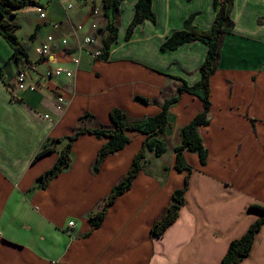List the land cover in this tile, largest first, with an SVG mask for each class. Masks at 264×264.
<instances>
[{
    "label": "crops",
    "instance_id": "1",
    "mask_svg": "<svg viewBox=\"0 0 264 264\" xmlns=\"http://www.w3.org/2000/svg\"><path fill=\"white\" fill-rule=\"evenodd\" d=\"M36 1L46 10V18H40L35 6L7 17L20 26L17 35L31 63H15L0 36L6 82L0 79V264H222L230 244L264 216L251 209L264 206V0H235L231 15L235 29L223 41L210 82V124L199 128L208 151L206 165L199 155L185 153L191 173L175 169L180 132L204 109L201 99L184 93L169 111L167 154L147 155L145 168L108 208L96 230L89 216L101 210L146 137L128 132L131 143L108 157L94 174L99 150L108 139L82 134L74 144L71 167L46 189L37 188L38 180L54 167L66 142L38 160L35 157L79 126H111L114 108L125 111L132 121L158 115L161 105L153 102L163 103L162 92L167 98L176 94L174 77L190 86L198 83L207 45L195 42L166 52L161 46L193 14L195 26L210 30L216 18L213 0H153L157 22L146 20L130 40L126 33L137 0L125 1L118 39L107 61L93 54L102 52L105 37L99 34L107 24L102 0ZM48 36L55 43L44 58L37 49ZM92 36L97 43L86 45L85 38ZM21 71L28 73V84H37L35 91L18 88ZM57 95L66 98L63 112L56 109ZM136 96L149 104L139 103ZM87 114L93 117L81 122ZM187 178L179 218L163 237H153L154 223ZM71 221L74 227L69 226ZM240 264H264V226L250 256Z\"/></svg>",
    "mask_w": 264,
    "mask_h": 264
},
{
    "label": "trees",
    "instance_id": "2",
    "mask_svg": "<svg viewBox=\"0 0 264 264\" xmlns=\"http://www.w3.org/2000/svg\"><path fill=\"white\" fill-rule=\"evenodd\" d=\"M127 0H102V13L107 20L105 28L99 30L105 33L102 39L101 60L107 61L110 57L111 47L116 43L119 35V23L121 17V6ZM235 0H213V7L216 12V18L210 30H203L194 25L196 14L186 19L184 28L175 31L161 46V51L177 50L183 45L195 42H203L208 47V52L204 63L200 67L201 78L198 83L190 86L187 81L182 78L174 77L178 82L176 94L172 97H166L164 92L163 103L160 104L162 111L154 116L144 120L132 121L127 113L121 109L114 108L111 110V126H102L95 129H88L79 126L74 133L65 138L53 141L52 145L45 146L35 157L38 160L42 156L54 152L55 146L59 143L66 142L65 146L59 151V158L54 167L41 176L37 183V188L46 189L51 182L59 175L67 171L73 162V147L78 138L84 133L95 135L99 139H108L101 147L98 159L93 166V173L98 174L105 160L125 149L131 143L128 132L135 131L146 138L143 147L135 156L131 167L129 168L123 179L113 188L109 196L104 200L101 210L92 213L89 216V223L92 230L98 229L107 214L108 208L126 191H128L140 171L145 168L147 155L152 153L154 157H163L168 152V144L165 137L166 129L169 127V111L171 107L176 105L184 93H189L203 102L204 109L198 114L188 125L182 128L180 132L181 142L175 148L176 163L175 169L182 173L188 171L191 173L192 168L187 164L185 153L197 154L200 157L201 164L206 165L208 159V151L204 147L203 139L200 135L199 128L210 124L211 111V88L210 82L212 76L216 73L221 58L222 45L225 37L233 33L235 23L231 18ZM40 4L36 0H0V36L10 46L13 54L12 59L17 64H29L28 52L23 42L19 39L17 32L20 26L11 23L7 17L15 16L25 7ZM146 20L152 23L157 22V16L153 11V0H137L135 5V14L126 33V39L130 40L135 29L143 24ZM33 35V39L35 38ZM0 79L4 81L2 67L0 65ZM5 82V81H4ZM6 83V82H5ZM8 86V84H6ZM165 96V97H164ZM136 101L141 104H149V101L143 97L136 96ZM90 114L81 118V122L91 118ZM188 189V178L183 188L173 192L169 206L154 223L151 234L153 237H163L167 229L179 218L180 211L185 205V193ZM251 209L260 211L264 214V206H252ZM264 226V216L253 223L248 231L237 240H234L223 258L222 264H240L248 258L253 249L256 235Z\"/></svg>",
    "mask_w": 264,
    "mask_h": 264
},
{
    "label": "built area",
    "instance_id": "3",
    "mask_svg": "<svg viewBox=\"0 0 264 264\" xmlns=\"http://www.w3.org/2000/svg\"><path fill=\"white\" fill-rule=\"evenodd\" d=\"M70 8V7H69ZM37 12L39 13L40 15V18L41 19H44L46 18V10L44 8H42V6H39L37 7ZM95 14H98L99 13V10L98 9H95ZM55 43V38L53 36H48L47 38V41L37 49V52L40 56L42 57H48L50 56L51 54V48H52V45ZM61 43L63 45H67L68 44V41L66 39H63L61 41ZM84 43L86 45H94L97 43V38L96 37H86L85 40H84ZM95 55V57L97 58H100L102 52L100 50L96 51L93 53ZM68 77H72L73 74L71 72H69L67 74ZM48 78H51L52 77V73L50 72L48 75H47ZM17 86L19 89L21 90H31V91H35L36 88H37V84L35 85H31V84H28V73L26 71H21L19 72L18 76H17ZM67 105V101H66V98L65 96L63 95H57V99H56V109L59 111V112H63L65 110V107ZM69 226L70 227H74L75 226V222L74 221H71L69 223Z\"/></svg>",
    "mask_w": 264,
    "mask_h": 264
},
{
    "label": "rangeland",
    "instance_id": "4",
    "mask_svg": "<svg viewBox=\"0 0 264 264\" xmlns=\"http://www.w3.org/2000/svg\"><path fill=\"white\" fill-rule=\"evenodd\" d=\"M21 34H22V36L25 34V31H23V32H21ZM2 40H3V42L5 41L3 38H2ZM28 41V40H27ZM4 52V51H3ZM2 52V53H3ZM167 157L165 158L166 159V161H168L169 160V158H170V155H166Z\"/></svg>",
    "mask_w": 264,
    "mask_h": 264
}]
</instances>
